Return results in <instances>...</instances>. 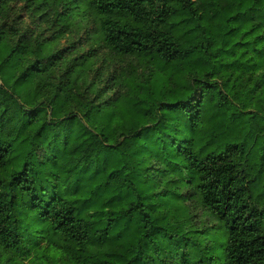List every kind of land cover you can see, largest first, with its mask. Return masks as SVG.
I'll list each match as a JSON object with an SVG mask.
<instances>
[{"label": "trees", "instance_id": "1", "mask_svg": "<svg viewBox=\"0 0 264 264\" xmlns=\"http://www.w3.org/2000/svg\"><path fill=\"white\" fill-rule=\"evenodd\" d=\"M206 243L264 264V0H0V264Z\"/></svg>", "mask_w": 264, "mask_h": 264}, {"label": "rangeland", "instance_id": "2", "mask_svg": "<svg viewBox=\"0 0 264 264\" xmlns=\"http://www.w3.org/2000/svg\"><path fill=\"white\" fill-rule=\"evenodd\" d=\"M21 5H23V3L20 4L19 6V11L22 12L23 14V18H24V26H29L33 29H35L36 31H40L44 28L47 27V24L42 22V23H38V22H35L32 18H31V15L29 12H26L25 9L22 10L20 7H22ZM92 27V26H91ZM76 36H70V37H67L64 39L63 43H66L67 44H70V43H73L75 41V38ZM80 37H83L84 40L88 37L86 35V33L81 32L80 34ZM85 47L86 48H96L98 47V42H95V43H92V42H85ZM101 62V61H100ZM195 260L199 259V256L196 255V258H194ZM195 260H192L191 262L194 264L195 263ZM202 264H218V262H214L216 260V250H213L212 249V245L211 244H205L204 245V257H202ZM173 264H179L178 261H174Z\"/></svg>", "mask_w": 264, "mask_h": 264}]
</instances>
